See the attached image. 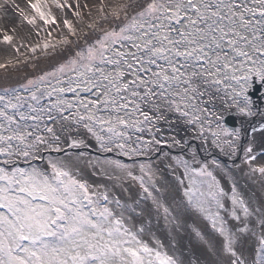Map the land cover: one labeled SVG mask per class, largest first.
<instances>
[{"label":"snow or ice","instance_id":"6c2138e0","mask_svg":"<svg viewBox=\"0 0 264 264\" xmlns=\"http://www.w3.org/2000/svg\"><path fill=\"white\" fill-rule=\"evenodd\" d=\"M8 6L18 22L0 26V43L17 53L25 24L76 36L69 13L123 22L92 20L96 39L0 89V264H264V0H144L131 15L105 0H0ZM242 136L261 195L254 204L233 182L239 224L228 226L213 169L228 170L213 152L235 156Z\"/></svg>","mask_w":264,"mask_h":264},{"label":"rangeland","instance_id":"374dc122","mask_svg":"<svg viewBox=\"0 0 264 264\" xmlns=\"http://www.w3.org/2000/svg\"><path fill=\"white\" fill-rule=\"evenodd\" d=\"M131 0H105L106 4H109L110 7H117L118 5H122V4H127L130 2ZM19 2V0H18ZM21 6H23V4L21 3ZM52 11L53 14L56 15L58 17V20L64 15V13L60 10L55 8V6H52ZM86 11V10H85ZM0 17H3V19H0V26H4L6 23L8 22H12V23H17L18 22V18H16L14 16V10L8 6V11L5 12H0ZM67 18L69 19H73V25L74 27L77 28V35L76 36H72L68 30L63 26L62 23L58 24V26H47V25H43L42 23H39L38 27H33V26H29V25H24L22 31V35L26 34V39L24 41V45L23 47H20V52L17 53L14 50H12L9 46L4 45L2 43H0V62H3L4 59H11L13 60V65L10 66H15L18 65L15 63V61L17 59H19L21 62L20 63H24L27 60H33L36 57L39 56H48L50 53L54 52L55 50H59V49H63L66 48L68 46L63 44V38L65 36L68 37V39L71 41V43L69 44H75L77 37L78 36H85L87 35L89 32L93 31L94 29H88L86 28L84 25H86L87 23L92 22V20H95L97 23V26L99 25L100 21H102V19L96 14L95 10H93V15L91 19H86L84 22H80L76 19H74L71 14L69 13ZM111 25V24H110ZM107 24H104V26H102L101 28L110 26ZM49 33H51V35H49ZM99 36V33H96L94 35V37L90 40V42L94 39H96ZM49 42L50 44H55L56 47L53 50V48L49 47L48 49H43V44L45 42ZM37 44H39L41 47L37 48L36 52L33 53L31 52V47L36 46ZM19 47V44L17 45ZM79 50V48H76L74 50V52L72 54H70V56L74 55L75 51ZM65 51V50H64ZM69 56V57H70ZM68 57V58H69ZM68 58L64 59L62 62L63 63L65 60H67ZM60 63H58L57 65H55L53 68L57 67ZM32 65L30 66V71H32L34 69V75L33 76H28V78H34L36 76L42 75L44 72H50L53 70V68L48 69L46 71H44L43 73H38L36 71L35 65L34 63H31ZM34 66V67H33ZM28 70L26 69H21L18 71H14V72H10L7 75V80H10L11 78V82L14 81H18L21 78H24L28 75ZM3 74H5V71H3ZM10 78V79H9ZM26 79V80H27ZM26 80L17 83V84H4L3 86L0 87V89L3 88H15L17 85L19 84H23L26 82ZM6 79L5 78H0V82L5 83ZM94 143V142H93ZM195 143L199 144V141H196ZM240 143V150L237 152V154L231 158H229L228 156H226L224 153L220 152L219 150H216L215 152H213V155L216 157V159L218 161H220L221 165L223 166V168L225 169V167H232L235 166V164L240 162V159H242L243 157V146L246 145L248 143V141H244L243 138H241ZM93 150L97 151L95 148H93ZM115 154L117 155H121L118 154V152L114 151ZM93 155H99L101 158H104L105 156L111 158V159H119L121 161H123L124 163H134L137 161L143 162L146 161L148 159V157H136V158H128V160L123 159L117 155H108L106 153L104 154H100V153H95L92 152ZM56 155V154H53ZM207 155V153H202L201 157L203 158V156ZM123 156V155H122ZM153 163H158L155 160V156L152 157ZM23 166V165H21ZM227 170V169H226ZM214 174L217 175V179L220 181V185L221 187L224 188L226 196L222 198L223 202L225 203V209L220 210L221 211V216H223L225 218V220L228 222V226H231L232 224H239V221H233L230 215V211H231V200H230V196H231V187H227L224 184L225 178H229V173H227V171H220L221 174L218 173L217 169H213ZM91 180H94L97 183H104L106 181V177L103 176H93L91 177ZM215 210V209H213ZM242 214V213H241ZM163 240V237L160 236ZM159 237V238H160ZM160 238V239H161ZM145 239L147 240L148 238L145 237ZM151 243V241H149ZM187 242V239H186ZM203 259V257H202Z\"/></svg>","mask_w":264,"mask_h":264},{"label":"trees","instance_id":"16d2710c","mask_svg":"<svg viewBox=\"0 0 264 264\" xmlns=\"http://www.w3.org/2000/svg\"><path fill=\"white\" fill-rule=\"evenodd\" d=\"M143 2H144V0H131L128 3V8H127L129 15H131L134 11L138 10V6L141 5ZM121 22H123V17L121 18V21H114L111 17H109L108 20L102 19V21H100L98 27H102V26H104V24H107V25L111 24L112 25L114 23H121ZM96 33L97 32L95 30H93L85 36H78L76 43L74 45L68 44V46L66 48L55 50L54 52L50 53L46 57L44 55L39 56V57L34 58L33 60H27L24 63H19L18 65H15V66H9L6 69H0V78L6 79L5 83L0 82V87L3 86L4 84L6 85V84H9L11 82L12 78L11 79L9 78L10 80H7V78H6L7 77L6 74H9L10 72H14V71L16 72V71L21 70V69H26V70H28V72H30V73H28V75L26 77L21 78L18 81L11 82L10 84L20 83V82L26 80L28 76H33L34 75V69L32 71H30V66L32 65L31 63H34L36 71L38 73H43L44 71L53 68L55 65L62 62L64 59L68 58L70 56V54H72L76 48L83 47L85 40H88L90 42V40L94 37V35ZM3 71H5V74H3Z\"/></svg>","mask_w":264,"mask_h":264},{"label":"bare ground","instance_id":"6f19581e","mask_svg":"<svg viewBox=\"0 0 264 264\" xmlns=\"http://www.w3.org/2000/svg\"><path fill=\"white\" fill-rule=\"evenodd\" d=\"M225 169L228 170L227 173L230 172V177L228 179L225 178V186L231 187V184L235 182L238 193L244 195L246 200L250 198L255 204L256 200L261 195L259 174L257 173L254 177L248 178L246 175L248 172L247 166L241 163V159L239 163L235 164V166L225 167ZM220 171L221 170H218L219 174H221ZM193 219L197 220V223L200 224V226L204 228L205 231H212L211 226L207 221H204L202 218H198L196 216H194ZM186 239L187 238L185 237V242Z\"/></svg>","mask_w":264,"mask_h":264},{"label":"water","instance_id":"95a60500","mask_svg":"<svg viewBox=\"0 0 264 264\" xmlns=\"http://www.w3.org/2000/svg\"><path fill=\"white\" fill-rule=\"evenodd\" d=\"M227 123H228V126H230V127H233V126H235V121H236V116L235 115H232V116H228L227 117ZM234 124V125H233ZM82 150H84V149H82ZM85 151H87V150H85ZM91 152H97V153H100V152H98V151H95V150H93V149H91ZM100 154H104V153H100ZM106 154H108V155H117V154H115L114 152H112V153H106ZM117 156H119V157H121V158H123V159H126V160H128V158H125L124 156H122V155H117Z\"/></svg>","mask_w":264,"mask_h":264},{"label":"flooded vegetation","instance_id":"af4514ba","mask_svg":"<svg viewBox=\"0 0 264 264\" xmlns=\"http://www.w3.org/2000/svg\"><path fill=\"white\" fill-rule=\"evenodd\" d=\"M228 122V121H227ZM253 123H255V121H253ZM235 126H240V121H239V118L237 117L236 118V121H235ZM233 124V125H234ZM242 138H243V140L246 142V141H248V137L247 136H242Z\"/></svg>","mask_w":264,"mask_h":264}]
</instances>
